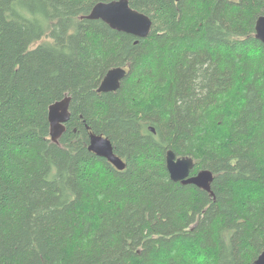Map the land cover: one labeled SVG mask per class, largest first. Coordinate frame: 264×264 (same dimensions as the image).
Returning a JSON list of instances; mask_svg holds the SVG:
<instances>
[{
	"label": "trees",
	"instance_id": "obj_1",
	"mask_svg": "<svg viewBox=\"0 0 264 264\" xmlns=\"http://www.w3.org/2000/svg\"><path fill=\"white\" fill-rule=\"evenodd\" d=\"M112 1L0 0V264H254L264 0H127L152 22L145 39L85 18ZM115 68L119 89L98 93ZM66 97L54 143L48 109ZM169 150L212 172L213 195L170 180Z\"/></svg>",
	"mask_w": 264,
	"mask_h": 264
},
{
	"label": "water",
	"instance_id": "obj_2",
	"mask_svg": "<svg viewBox=\"0 0 264 264\" xmlns=\"http://www.w3.org/2000/svg\"><path fill=\"white\" fill-rule=\"evenodd\" d=\"M85 18L92 21L100 20L110 29L137 39L147 38L152 28L150 18L132 9L127 0L98 3ZM255 38L264 45V15L256 20ZM126 75L127 70L123 68L108 71L97 90L98 93L116 92ZM69 104L70 98L66 97L52 104L48 109L50 138L54 143L58 142L66 130V123L70 118ZM150 131L154 132L152 128ZM88 151L105 159L117 171L121 172L126 167L124 161L114 154L112 144L107 138L90 133ZM166 169L172 182L193 185L213 195L211 191V184L214 180L212 172L202 170L196 175H191L194 169L192 158L177 157L173 151L169 150L166 154ZM254 264H264V251L258 256Z\"/></svg>",
	"mask_w": 264,
	"mask_h": 264
},
{
	"label": "clouds",
	"instance_id": "obj_3",
	"mask_svg": "<svg viewBox=\"0 0 264 264\" xmlns=\"http://www.w3.org/2000/svg\"><path fill=\"white\" fill-rule=\"evenodd\" d=\"M255 53H253V55H254Z\"/></svg>",
	"mask_w": 264,
	"mask_h": 264
}]
</instances>
